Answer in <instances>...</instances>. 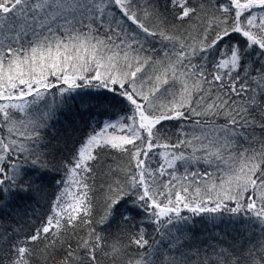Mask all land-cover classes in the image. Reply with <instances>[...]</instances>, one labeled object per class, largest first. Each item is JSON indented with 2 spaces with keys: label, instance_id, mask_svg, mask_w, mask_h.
Here are the masks:
<instances>
[{
  "label": "snow or ice",
  "instance_id": "obj_1",
  "mask_svg": "<svg viewBox=\"0 0 264 264\" xmlns=\"http://www.w3.org/2000/svg\"><path fill=\"white\" fill-rule=\"evenodd\" d=\"M0 264H264V0H0Z\"/></svg>",
  "mask_w": 264,
  "mask_h": 264
}]
</instances>
